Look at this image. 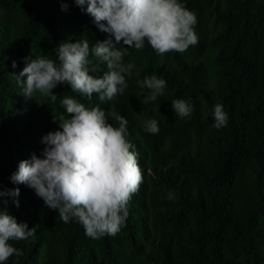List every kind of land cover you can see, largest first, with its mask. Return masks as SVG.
<instances>
[{
  "label": "trees",
  "instance_id": "obj_1",
  "mask_svg": "<svg viewBox=\"0 0 264 264\" xmlns=\"http://www.w3.org/2000/svg\"><path fill=\"white\" fill-rule=\"evenodd\" d=\"M66 2L68 11L62 0H0V189H20V206L5 197L7 210L36 228L26 240L9 241L23 255L6 264H264V0H180L197 16L198 43L164 55L147 41L143 50L128 49L124 63L135 68L112 101L88 100L68 84L53 90L55 104L40 94L26 99L14 76L25 57L59 63L61 42L87 40L91 49L109 39L74 0ZM88 68L96 78L107 71L91 53ZM153 74L166 80L164 95L144 105L150 90L137 81ZM66 96L114 108L128 121L143 183L116 236L88 238L81 224L59 220L34 189L10 179L22 160L41 155ZM176 99L192 105L189 117H176ZM217 103L229 117L219 130ZM148 119L158 121V134L144 131Z\"/></svg>",
  "mask_w": 264,
  "mask_h": 264
},
{
  "label": "clouds",
  "instance_id": "obj_2",
  "mask_svg": "<svg viewBox=\"0 0 264 264\" xmlns=\"http://www.w3.org/2000/svg\"><path fill=\"white\" fill-rule=\"evenodd\" d=\"M74 3L93 18L100 31L109 34V39L95 43L91 49L87 40L61 42L56 49L59 63L46 56L25 57L24 68L14 76L26 99L40 94L55 104L59 96L53 90L68 84L88 100L98 94L101 101H112L124 94L128 88L126 75L131 76L135 68L134 63H124L128 49L143 50L147 41L158 55H164L184 53L198 43L197 16L180 0ZM62 10L68 11L66 0H62ZM90 53L106 64L107 71L100 78L89 74ZM12 66L15 68L16 63ZM137 83L141 89L150 90L141 100L144 105L163 96L167 84L155 74ZM61 104L66 112L54 115L53 122L59 127L42 138L45 147L41 155L22 160L10 179L34 189L49 209L58 212L59 220L81 224L88 238L116 236L126 226L128 205L143 183L138 153L127 138L128 121L114 108L107 112L99 106L89 108L71 96L64 97ZM172 108L181 119L193 112L192 105L183 99L173 100ZM213 119L215 129L227 126L229 117L222 104L214 106ZM143 127L150 134L160 131L156 119L146 120ZM19 196L18 187L0 189V264L23 255L9 241L26 240L36 232L35 227L29 229L27 223H19L7 210L8 200L4 198H12L19 207ZM167 198L174 199L175 193L169 192Z\"/></svg>",
  "mask_w": 264,
  "mask_h": 264
}]
</instances>
